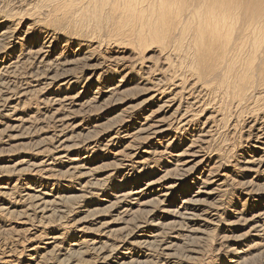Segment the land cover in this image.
<instances>
[{
	"label": "rangeland",
	"instance_id": "1",
	"mask_svg": "<svg viewBox=\"0 0 264 264\" xmlns=\"http://www.w3.org/2000/svg\"><path fill=\"white\" fill-rule=\"evenodd\" d=\"M48 4L0 0V264H264V150L249 137L250 115L227 112L201 82L200 115L153 136L173 112L155 92L170 88L158 61L168 50L107 25L89 34L103 45L84 42L56 30L64 9ZM40 47L59 65L28 57ZM86 65L101 69L90 78Z\"/></svg>",
	"mask_w": 264,
	"mask_h": 264
},
{
	"label": "bare ground",
	"instance_id": "2",
	"mask_svg": "<svg viewBox=\"0 0 264 264\" xmlns=\"http://www.w3.org/2000/svg\"><path fill=\"white\" fill-rule=\"evenodd\" d=\"M43 1L45 4L49 3L50 6L52 5L51 3H55L56 8L60 9L63 7L64 9V12L61 15H56V17H54V21L59 25L66 23L67 25L62 26V29L56 28V30H61L62 32L65 31V33H71L78 38L81 37V39H85L84 42L88 43L90 42V39H96L97 41H99L98 43H100L101 38H98L97 35L89 36V34L100 30L102 32L104 26L107 25L110 26V32H112L113 34L117 36H124L127 39L133 38L136 46L150 45L151 43L159 45L162 51L168 50L165 54L161 55V58L158 59V61L163 65L165 72H171L169 73L171 74L170 80H168L169 82L171 81V85H167V87L170 88L165 89L163 87L164 89H156L154 87L156 89L154 90L156 92V95L160 94V96H164V98H166L167 95L168 98H166L167 100L164 101L158 108H160L161 111L163 110L165 112L171 113V111L173 110V112L170 117L168 116L167 118L164 117L161 119L162 126L155 125V132L151 131L153 136H157L160 134L163 135L168 132L170 126L167 128H164V126H166L169 121L178 123V125H180L181 127H188V125L191 123V120L194 119L197 115H200L198 114L199 110L195 111V108H199L197 107V105H201V102L199 103L200 96L206 92V90L204 92L205 88H203L202 85H204V83L211 82L213 84L212 93L215 94L214 97L216 96V93H221L223 103H220H222V105L224 104L226 111L229 107L228 105H230V108L228 109L229 111L235 108L238 113L240 112L242 115H245L243 116L244 118L247 115H250L248 118L251 121H248L249 124L247 123V132H252L251 134H249V137L255 138L256 144L260 145V147L255 146V149L264 150V0H66V2H63L61 0ZM6 14L9 15L8 13ZM100 45H103V43H100ZM44 53L45 51L41 47L36 51H33L31 49L28 57L46 63V61H44ZM174 54H176L178 58L174 57ZM91 57L84 58V60L89 61L91 60ZM171 58H173L176 62L174 65L170 60ZM49 63L50 65H59V63H55L53 61ZM49 63H46L45 65L47 66V64ZM148 63L150 64V61H148ZM65 64L64 66H66ZM12 65L13 67H15V65L17 67L18 64L12 63ZM70 65H73L72 62H67V66ZM148 66L149 67L147 68L149 70L146 71V79H149L148 77L154 75L155 72L158 71L157 68L154 67V65L151 64ZM52 67L55 68V66ZM86 67L88 69L87 71L91 73L90 78L93 74L101 69L100 65H86ZM169 74L167 75L169 76ZM57 75V73H54V76L52 75L51 79H56ZM155 81H161L160 83H162V81L164 80L162 78H154V83ZM195 81L196 83H194ZM201 82H203L202 85H200ZM148 90L152 91V89ZM185 93L186 95L188 94V98L186 97V102H190V100H193L194 103H187L186 106L184 103H182V99L184 98L183 94ZM192 93H196V100L194 99L195 97L193 99L189 97V94L190 96H192ZM208 97H210V94ZM152 98L154 99V96ZM214 105L216 106V104ZM211 109L214 108L212 107ZM159 111L157 112L160 113L161 111ZM232 112H234V110H232ZM212 113L214 114L215 112ZM218 113L220 114L219 109ZM224 114L227 113L225 112ZM241 114L238 116H242ZM235 115L237 116L236 113ZM237 117L236 120H238ZM151 118H147L146 120H150ZM209 118L212 117L209 116ZM221 118L224 117L222 116ZM248 118L246 120H248ZM229 121H231V119ZM259 124L260 126H258ZM153 126L154 125H151L152 129H150V127H141L137 133L144 131L147 133V130H153V128L155 129V127ZM209 132L210 131H208L207 133ZM247 163L252 162L248 161ZM245 169L248 168L246 167ZM153 185L154 182H150L147 186L152 187ZM137 195H139L138 191L134 190L129 193H124L122 196L119 195L120 197L118 198H123L121 199L122 201L124 199L127 200L126 198H132ZM29 197H34V200H36L37 198H35L34 195L33 197L29 195L28 198ZM39 198L41 197H38V199ZM189 199L190 200L187 199L183 202V206L181 208L185 212L188 210L186 205H193V202H196V200H191V198ZM46 202L48 203V201ZM46 202L44 201L45 204H47ZM129 211H127V213H129ZM174 212L176 211H173V213ZM180 214L182 213H179V215ZM184 214L185 213H183V216H185ZM193 215L194 214H192V216ZM185 218H187V216ZM156 241L157 239L154 242ZM150 242H148V244ZM92 244L94 245L93 242ZM139 245H141V243ZM166 248H168V246L165 248L162 247V249Z\"/></svg>",
	"mask_w": 264,
	"mask_h": 264
}]
</instances>
